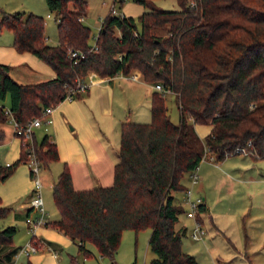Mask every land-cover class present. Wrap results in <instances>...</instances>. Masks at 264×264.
Returning <instances> with one entry per match:
<instances>
[{"label": "trees", "instance_id": "16d2710c", "mask_svg": "<svg viewBox=\"0 0 264 264\" xmlns=\"http://www.w3.org/2000/svg\"><path fill=\"white\" fill-rule=\"evenodd\" d=\"M44 1L57 17L55 44L45 41L40 15L0 13V28L10 31L14 49L30 52L54 71L50 79L21 84L0 63V101L8 98V113L0 104V122L9 115L18 123L40 116L44 106L58 103L68 87L74 88L75 78L84 79L90 71L112 76L136 69L145 82L169 89L178 110L172 122L164 93L153 90L147 122H120L118 160L107 186L74 189L63 165L50 192L57 217L44 224L67 235L84 258L90 244L112 259L123 230L148 228L153 253L148 264H199L180 248L186 228L174 224L184 209L173 193L183 191L184 176L204 153L219 160L242 147L253 158H264V0H176V9L134 0L146 7L137 23L108 12L94 49L80 19L84 0ZM69 49L83 56L72 63ZM194 123L209 126L203 138L194 132ZM32 149L40 166L57 159L47 134L32 140ZM26 159L20 144L19 156L0 165V180ZM202 210L201 203L198 213ZM8 211L0 202V218ZM15 231L14 225L1 227L0 243H10Z\"/></svg>", "mask_w": 264, "mask_h": 264}, {"label": "crops", "instance_id": "0c3cea01", "mask_svg": "<svg viewBox=\"0 0 264 264\" xmlns=\"http://www.w3.org/2000/svg\"><path fill=\"white\" fill-rule=\"evenodd\" d=\"M115 32L118 33L117 30ZM2 39L5 40H0V63L9 66L8 74L13 80L21 84H30L54 76V71L43 60L30 52L16 51L10 38L6 40V37H3ZM84 80L87 82V88L78 91L71 99H62L52 105V110L49 113L50 123L41 124L32 129V139L35 142L39 141L36 140V136L41 138L43 134H47L49 140L54 143L57 152V159L50 161L46 166H42L46 173L39 176L40 188L47 183L51 189V185L63 165L69 171L74 189L109 185L112 181L113 165L118 160V128L120 122L129 120L147 122L141 120L142 118H122L124 104L128 103L131 96L133 98L136 95V91H140V94L143 95L144 101H146L145 108L149 115V96L155 89L151 83L142 80L136 69H131L127 73L117 72L112 76H100L90 71ZM168 94L174 96L171 92L164 93V96ZM2 102L7 108L8 98L5 97ZM196 125L198 124H193V130L201 138L208 132L209 126L204 124L206 132L202 134V130ZM19 151V139L13 134L11 122L7 118L0 122V165L15 160L19 156ZM203 155L202 159L207 157L203 160L206 161L207 165L204 166L207 168L201 166L202 168L198 171L197 182L192 185V191H195L202 198L203 210L198 213V218L201 219L202 224L204 221L208 222L210 229H213V234L225 235V230L215 222L217 215L220 214L212 208V203L213 201L215 203V200L210 198L209 188H220L228 184L231 190L239 184L243 186L244 195L253 199L255 195L260 193L258 192L260 190L259 185H262V182L258 180L259 173L256 172L257 176H254L249 170L256 168V166L254 164L250 166L249 163L264 158H253L248 153H236L217 160L213 155L212 159L208 158L207 155L209 154L207 153ZM233 157L239 159L240 165L234 164L236 166L233 171L223 169L220 163ZM182 182L185 187L188 185L187 175L184 176ZM31 186L29 169L24 162L16 164L13 170L0 180V202L9 207L7 214L0 218V228L5 225H14L16 231L13 236L17 232L21 233V238H18L19 240L15 243L12 238L10 243H0V264H11L12 262L23 264L25 261L32 264H76L74 257L66 256L63 252L62 247L73 242L67 235L49 225L31 226L30 221L37 216L36 210L30 205ZM173 195L174 200L182 206L183 191L174 192ZM258 208L259 205L257 204H251L248 210L246 205L239 206L236 208V216L242 214V217L247 219L257 217L260 215V213L255 212ZM182 213L184 214V212ZM44 217L45 221H48L55 219L57 215L48 219L44 211ZM190 226L191 224L186 228L182 223H179L177 216L174 224L175 229L185 227L188 231ZM31 237L42 241L44 247L27 255L22 253L16 255L19 246ZM245 238L248 239L247 236ZM228 241L230 242L231 254L226 257L235 254L234 258L239 261L238 264H251L249 257L251 254H248L245 249L241 253L239 248L234 246L230 240ZM84 259L82 256V260ZM212 259L216 264H226L231 258L227 262L215 256Z\"/></svg>", "mask_w": 264, "mask_h": 264}, {"label": "rangeland", "instance_id": "374dc122", "mask_svg": "<svg viewBox=\"0 0 264 264\" xmlns=\"http://www.w3.org/2000/svg\"><path fill=\"white\" fill-rule=\"evenodd\" d=\"M85 1V10L82 14V23L89 28V36L87 39V44L91 45L94 41V36L96 35L98 26L102 18L110 11L112 14L124 16H130L137 23V16L146 9L142 4L134 0H84ZM153 4L162 9H176L178 7L176 0H152ZM32 12L38 14L42 17L43 20V35L47 43L55 44L57 41L56 36V14L54 11H49L46 8L44 0H0V13L1 12ZM81 19V18H80ZM1 37H6L11 39V33L5 28H0ZM116 33V32H115ZM162 34V32H157ZM136 95L128 100L127 104H124L122 111V118H131V119H141L148 121L149 115L146 111V101H144L143 95L140 94V91L135 92ZM3 101V100H2ZM0 101V104H5ZM165 104L167 107V114L169 119L172 122H177V108L175 105L174 96L165 95ZM146 112V113H145ZM197 128L202 130V134H205L206 127L204 124L196 125ZM204 135L201 136L203 138ZM36 140L40 139L35 137ZM207 159L204 158L200 161L197 167V176L199 175L198 171L202 167L207 168L204 165ZM257 160V159H256ZM240 161L237 157L228 159L220 163L223 166V169L226 168L229 171H233L236 165ZM255 165L256 168L249 169L254 176H257L259 173V178L262 182V185H259L260 192L255 195L252 199L248 195H244L243 186L237 184L233 189L227 185H223L220 188H209L210 198L215 200L213 201L212 208L214 211H218L220 215H217V220L215 221L217 225L223 230H225V235L223 234H213V229H210L208 222L202 221L200 218H196L204 228V234L202 240L195 241L190 239L188 236V231L181 238L180 248L182 251L189 253L194 256L199 264H216L212 257L220 258L227 262L230 259L229 263L226 264H238L239 261L235 259V254L231 257H226L231 254L230 252V240L234 246L239 248L240 252L243 253L244 249L248 254H251L249 257L251 259V264H264V159H258L256 162H250L249 165ZM27 165V164H26ZM200 166V167H199ZM202 166V167H201ZM249 166V167H250ZM238 167V166H237ZM237 172L238 170L235 169ZM257 172V173H256ZM46 173L44 167H39V176ZM31 180V179H30ZM189 185V182H188ZM187 185V186H188ZM195 185V184H194ZM195 187V186H194ZM193 190V189H192ZM51 189L46 185H43L40 188V195L42 198V206L44 211L47 214L48 219H52L57 215L56 209L53 205L51 199ZM193 196L199 195L195 191H192ZM178 195V194H177ZM176 195V196H177ZM200 196V195H199ZM251 204L259 205L257 211L260 213L259 216L249 218L236 216V208L239 206H247V210ZM182 208L186 209V204L183 202ZM179 223H182L183 226L188 228L192 224L193 219L186 217L183 213L178 215ZM149 229L143 228L137 231L133 230H123L120 235L119 245L117 247L116 253L112 259H109L106 256H100L95 248L86 244V248L89 250V253L84 260H82V251L77 250L76 244L70 242L67 246L62 247L64 255H70L75 258L76 263L83 264H148L149 259L153 256V253L149 250L147 245ZM21 233L17 232L16 235L12 237L13 242H17L18 238H21ZM248 237V239L245 238ZM249 240V241H248Z\"/></svg>", "mask_w": 264, "mask_h": 264}, {"label": "built area", "instance_id": "2783aa9c", "mask_svg": "<svg viewBox=\"0 0 264 264\" xmlns=\"http://www.w3.org/2000/svg\"><path fill=\"white\" fill-rule=\"evenodd\" d=\"M121 15V14H120ZM96 35L94 36V40ZM95 44L93 43L89 46V49H94ZM68 57L71 59L72 63H75L79 58L83 56V52L78 49H69L67 51ZM133 77V76H131ZM87 88V82L81 78H75V86L74 88L68 87L65 91V95L63 99H71L73 97L74 89L77 91H81ZM153 88L162 93H169V89L163 90L162 87L156 83L153 85ZM6 113H8L7 108L4 109ZM52 110V105L44 106L40 111V116H34L25 123H18L15 121L10 115L8 116L11 125L13 134L19 139L21 145L25 147L26 151V164L29 169V175L31 179V196H30V205L36 210L37 216L30 221L31 226L34 227L38 224L45 223L44 217V209L42 206V200L40 195V186L41 181L39 178V162L36 159L33 149H32V129L34 127H38L43 124L46 125L50 123L49 113ZM235 152L237 153H247V151L242 147L235 148ZM208 154V153H207ZM204 155L201 156L200 160ZM209 159H212V155H207ZM197 167L198 164L195 165L188 173V182L189 185L183 189L182 199L186 204V209L184 210V214L186 217L192 218L193 222L188 230V236L192 240H200L204 233V228L201 223L196 219V214L198 213V205L202 203V198L199 195L193 196L192 194V185L197 182ZM44 247V243L40 240H35L33 237L31 239L25 241L22 245L17 249V254H25L27 255L30 252H34L40 248ZM11 264H16V262H12Z\"/></svg>", "mask_w": 264, "mask_h": 264}]
</instances>
